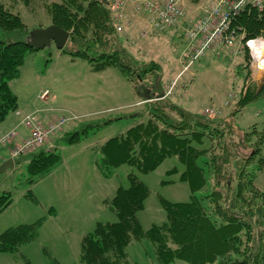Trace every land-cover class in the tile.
I'll use <instances>...</instances> for the list:
<instances>
[{
  "label": "trees",
  "instance_id": "obj_1",
  "mask_svg": "<svg viewBox=\"0 0 264 264\" xmlns=\"http://www.w3.org/2000/svg\"><path fill=\"white\" fill-rule=\"evenodd\" d=\"M110 5L111 0H60L46 6L52 24L70 33L62 52L73 58H86L94 71L117 68L146 104L143 111L130 116L138 122L96 149L97 167L104 177H112L121 164H129L135 170L128 174L129 185L118 186L115 195L104 201L115 218L97 221L83 236L82 264H137L130 261L128 247L142 239L150 242L159 264H176L177 260L192 264H264V192L255 185V174L249 168L253 160L258 161V168L264 164V125L259 128L255 124L237 135L224 117H211L206 110L192 113L179 105L173 95L166 96L163 65L137 57L127 47L128 39L117 30ZM239 18L248 37L264 29V10L245 11ZM0 30L4 34L0 37L1 124L19 108L13 84L21 77L28 53L38 49L30 44L31 32L20 14L11 11L2 0ZM248 56L244 52L240 56L244 59L232 69L235 89L239 79L245 85L252 71L246 61ZM263 94L264 82L260 89L248 85L239 96L237 111ZM113 120L87 124L65 133L59 140L73 144ZM243 147L251 150L247 156L241 154ZM30 154L28 185L44 179L63 162L55 145L43 146ZM172 156L184 163L180 180L189 183L192 195L187 201L177 202L161 197L167 219L145 229L139 213L152 192L138 172L151 173ZM175 172L176 168L168 171ZM25 195L39 202L32 192ZM13 201L12 192L0 193V214ZM44 221L42 217L31 224L6 229L0 234V252H18L22 245L39 236Z\"/></svg>",
  "mask_w": 264,
  "mask_h": 264
},
{
  "label": "rangeland",
  "instance_id": "obj_2",
  "mask_svg": "<svg viewBox=\"0 0 264 264\" xmlns=\"http://www.w3.org/2000/svg\"><path fill=\"white\" fill-rule=\"evenodd\" d=\"M54 1L60 0H2L11 11L20 14L30 32L52 24L46 6ZM206 3L186 0L187 20L198 17ZM130 9L131 6H125L126 16ZM139 17V30L134 26L127 27V20L125 21V28L121 33L128 39L126 45L137 57L156 60L163 65L166 87L178 80L171 96L179 105L192 113H203L207 108L219 110L218 115L231 124L237 135L251 130L255 124L259 128L264 125V94L237 111L239 96L245 93L248 85L255 89L263 86L264 72L258 74L251 66L253 58L246 42L264 37V29L258 35L248 37L242 17L237 21L241 46L245 55H249L246 61L250 63L252 71L245 85L239 79L235 89L232 69L244 57L232 61L225 54L216 57L207 54L184 70L181 54L186 42L182 28L154 32L148 20ZM141 33L150 35L142 39ZM1 36L4 34L0 30ZM16 81L13 87L20 98L29 103V113L40 108L46 109L44 113L47 115L64 114L71 119L53 137L54 141L51 140L46 145H55L63 157V162L51 174L37 184L28 185L26 179L30 153L16 158L14 168L0 171V193L10 191L14 198L11 206L0 214V234L10 227L31 224L45 217L39 236L22 245L14 254L0 252V264H82L80 253L83 236L94 228L97 221L115 218L108 207L102 204V198H112L120 185L128 186V174L135 170L129 164H121L112 177H104L97 167L99 154L96 149L109 138L125 132L138 122L139 119L135 120L130 116L143 111L146 104H136L140 100L139 96L117 68L94 71L89 60L73 58L58 49L55 43L30 51L21 66V77ZM45 89L50 90V96L47 100H40L39 95ZM110 119L115 120L78 142L66 144L59 140L67 132ZM235 127H238L239 133ZM250 151L243 147L241 154L247 156ZM7 156L8 149H0V166ZM261 156L264 160V147ZM258 167L256 160L249 166L255 174V185L264 192V164L261 168ZM173 168L177 172L168 173ZM184 168V163L172 156L151 173L138 172L152 192L145 202V208L139 213L145 229L166 221V213L160 203L161 197L173 202L189 200L192 195L191 187L188 182L180 180ZM28 192H32L39 202L29 200L25 195ZM53 205L57 210L54 216L49 212ZM128 254L132 263L159 264L147 239L132 242L128 247ZM176 264L192 263L177 260Z\"/></svg>",
  "mask_w": 264,
  "mask_h": 264
},
{
  "label": "built area",
  "instance_id": "obj_3",
  "mask_svg": "<svg viewBox=\"0 0 264 264\" xmlns=\"http://www.w3.org/2000/svg\"><path fill=\"white\" fill-rule=\"evenodd\" d=\"M200 1L207 2L201 10V14L189 20H187L185 7L186 0H111L110 6L114 11L116 28L120 32L125 28L126 15L124 8L128 4L148 17L152 29L163 31L168 28L181 27L186 42V47L181 54V62L185 64L184 70L189 69L196 60L209 53L215 56L226 54L233 60L239 58L244 50L241 46V39H239L236 20L245 11L252 9L263 11L264 0ZM254 41L258 45L260 44V52L255 49ZM246 46L253 58L251 66L254 69L260 68L259 63L264 62V37L250 39L246 42ZM177 81L176 79L166 87V96L173 93ZM49 95L50 90L45 89L39 97L45 100ZM230 97L233 96L230 95ZM226 105H229V103H226ZM41 112V109H37L22 118L21 124L29 129V134L21 141H18L20 133L17 127L1 134L0 149L7 148L14 159L34 152L46 146L71 119V117L62 114L50 116L49 119L43 121L40 118ZM206 113L215 116L220 111L215 108H207ZM17 114L21 115L20 111Z\"/></svg>",
  "mask_w": 264,
  "mask_h": 264
},
{
  "label": "crops",
  "instance_id": "obj_4",
  "mask_svg": "<svg viewBox=\"0 0 264 264\" xmlns=\"http://www.w3.org/2000/svg\"><path fill=\"white\" fill-rule=\"evenodd\" d=\"M129 6H131V5H129ZM141 16L142 18H146L147 20H148V23H149V25H150V22H149V19H148V17L147 16H145V15H140V14H137V13H135V11L133 10V8L131 7V9L130 10H128L127 11V17H126V20H127V27H133L134 26V28L135 29H137V30H139V27H138V25H139V23H141V18L139 17V16ZM196 18V17H195ZM194 19V18H193ZM130 25V26H129ZM151 28V27H150ZM150 31V30H149ZM148 32V31H147ZM150 35V34H149ZM147 33H141L140 34V36H142L141 38L143 39V38H147L148 36H149ZM210 54V53H209ZM211 56H213V57H216V56H214L213 54H210ZM224 56H226V55H224ZM227 57V56H226ZM232 61H234L232 58H230ZM254 71H255V69H254ZM127 80V79H126ZM128 81V80H127ZM129 82V81H128ZM16 83V82H15ZM130 83V82H129ZM131 84V83H130ZM132 85V84H131ZM133 87V86H132ZM134 89V88H133ZM134 92H135V89H134ZM131 93H132V91H131ZM18 94V93H17ZM41 94V93H40ZM135 94H137L136 92H135ZM19 96V95H18ZM50 96V95H49ZM49 98V97H48ZM47 98V99H48ZM140 98V97H139ZM39 99H40V97H39ZM47 99H45V100H47ZM40 100H42V99H40ZM19 102H20V104H19V108L17 109V110H15V112H12L9 116H8V118L3 122V123H1L0 124V135L1 134H3V133H5V132H7V131H9L10 129H12V128H15V127H17V129H18V131H19V133H20V136H19V138H18V141H21L23 138H25L27 135H28V133H29V129L25 126V125H23V124H21V120H22V117L24 116V115H27V114H30V113H32V112H28V110H27V106H29L28 104V102L25 100V99H22V98H20V96H19ZM141 103H144V101L142 100V98H140V100L139 101H137L136 102V104L138 105V104H141ZM145 104V103H144ZM33 105H34V102H33ZM37 109H40V108H36V109H34L33 110V112L34 111H36ZM47 109H49V108H47ZM42 110V112H41V116H40V118L43 120V121H46L47 119H49L50 118V113L47 115V114H45L44 112H45V110L44 109H41ZM18 111H20L21 112V115H17L16 114V112H18ZM52 115H55V114H52ZM237 130H238V132L237 133H239L240 132V130L238 129V127H235ZM54 138H52V141H54L53 140ZM51 141V142H52ZM1 149H7V148H1ZM9 151V150H8ZM1 156H3V155H1ZM4 157V156H3ZM10 157V154H9V156H7L6 158H5V160L7 159V158H9ZM4 160V161H5ZM4 161H2V162H4ZM38 183V182H37ZM37 183H35V184H37ZM106 199H109V198H102V204H104V201L106 200ZM10 207V206H9ZM8 207V208H9ZM7 208V209H8ZM6 209V210H7ZM51 209H53L55 212H53V210H52V212L50 211V215H52V216H54L56 213H57V210H56V208H55V206L53 205V207H51ZM108 210H110L109 208H108ZM3 213V212H2Z\"/></svg>",
  "mask_w": 264,
  "mask_h": 264
},
{
  "label": "water",
  "instance_id": "obj_5",
  "mask_svg": "<svg viewBox=\"0 0 264 264\" xmlns=\"http://www.w3.org/2000/svg\"><path fill=\"white\" fill-rule=\"evenodd\" d=\"M70 38L69 31L51 24L46 28L35 29L31 32L30 44L36 49H43L55 43L58 49H63ZM15 167V160L13 157L7 158L0 166V171H6L9 168Z\"/></svg>",
  "mask_w": 264,
  "mask_h": 264
},
{
  "label": "bare ground",
  "instance_id": "obj_6",
  "mask_svg": "<svg viewBox=\"0 0 264 264\" xmlns=\"http://www.w3.org/2000/svg\"><path fill=\"white\" fill-rule=\"evenodd\" d=\"M253 45H254L255 49H256L258 52H260V49H259V45H260V44L258 45L257 42L254 41V42H253ZM259 65H260V68L257 69V73H258V74H261V73L263 72V70H264V62H260Z\"/></svg>",
  "mask_w": 264,
  "mask_h": 264
}]
</instances>
